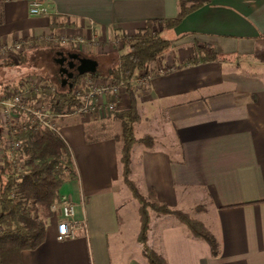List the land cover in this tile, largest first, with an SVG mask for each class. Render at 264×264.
I'll return each mask as SVG.
<instances>
[{"label":"crops","instance_id":"0c3cea01","mask_svg":"<svg viewBox=\"0 0 264 264\" xmlns=\"http://www.w3.org/2000/svg\"><path fill=\"white\" fill-rule=\"evenodd\" d=\"M31 1L0 0V43L50 33L108 42L178 12V0H39L48 12L34 16ZM164 33L173 40L159 62L165 70L136 89L135 136L151 135L155 145H133L130 178L141 193L154 190L170 207L190 208L214 235L217 250L213 254L175 218L152 212L148 243L170 264H264V0H205ZM203 45L218 58L191 63ZM105 46L96 53L113 50ZM122 97L117 110L128 107L126 93ZM90 103L98 116L101 102L94 97ZM84 115L59 129L77 172L59 195L75 205L87 230L58 241L53 215L45 241L23 251L22 264H147L136 241L137 202L120 176V143L113 135L87 141ZM199 204L204 208L196 211Z\"/></svg>","mask_w":264,"mask_h":264},{"label":"trees","instance_id":"16d2710c","mask_svg":"<svg viewBox=\"0 0 264 264\" xmlns=\"http://www.w3.org/2000/svg\"><path fill=\"white\" fill-rule=\"evenodd\" d=\"M205 4V0H178V12L174 18L147 20L132 34H117L122 44V53L118 64L105 74L97 71L94 77L122 80L127 96L128 107L116 110L114 118L119 121L120 129L113 134V139L120 143V176L131 197L137 202V220L139 223L136 241L140 245L141 255L147 264H170L148 243L151 212L157 216H171L185 226L187 232L196 239L205 241L213 254L217 242L205 224L192 217L188 212L173 208L160 201L154 190L146 194L140 192L137 184L130 178L131 150L135 143L153 148L155 141L151 135L135 136V124L139 119L136 107V88L132 77L136 69L147 68L159 59L171 47L173 40L165 37L163 31L175 28L183 18ZM2 15L0 14V23ZM35 46H49L57 53L61 47L51 46L48 42L34 39ZM25 51V50H24ZM16 58L0 59V66H12L23 62L25 52ZM191 63L211 61L218 54L211 46L195 48ZM78 52V51H75ZM82 75L71 80L72 87L60 85L50 95V107L53 116L61 118L72 114L80 106L74 93V87ZM20 83V82H19ZM17 83V84H19ZM16 84V85H17ZM14 84L0 87V97ZM33 97L32 94L28 98ZM112 101V98H110ZM97 114H94L96 117ZM87 141H94L87 136ZM17 139L21 147L13 154L5 152L0 168V264H22L21 253L35 250L45 241L47 223L54 215L50 207L60 198L59 192L66 179L77 176L71 151L60 132L44 129L41 132L31 121H26ZM203 205H196L195 210H203Z\"/></svg>","mask_w":264,"mask_h":264},{"label":"built area","instance_id":"2783aa9c","mask_svg":"<svg viewBox=\"0 0 264 264\" xmlns=\"http://www.w3.org/2000/svg\"><path fill=\"white\" fill-rule=\"evenodd\" d=\"M8 1V0H5ZM29 14L41 15L48 12L46 6L39 0H32L29 3ZM38 40L48 41L55 46H75L77 50L84 51L91 43L96 40L91 37H85L82 34L69 35L50 33L39 37ZM33 40H17L12 43H0V59L18 58L27 48L32 46ZM157 61V60H156ZM156 61H154L156 63ZM153 62V63H154ZM152 64L147 68L136 69L134 71L132 82L136 89H143L147 86L152 72L162 73L165 68L160 64L153 67ZM47 90L48 84L38 77H27L19 84L11 87L0 97V168L5 152L13 154L21 147V142L17 139L18 134L24 128L26 121H31L41 132L44 129L59 131L58 117L53 116L50 107V98ZM84 91V93H83ZM74 93L77 95L80 106L75 112L82 111L84 114H91V108L87 104V99L94 97L103 98L112 96V102L102 106V114H111L121 105L124 91V82L122 80H113L110 78L94 77L91 74L79 81L74 87ZM32 94L33 97L28 98ZM54 215L58 217L56 224V239L63 241L74 239L79 231L86 232L87 224L84 218L77 219L75 216V205L67 199L60 197L50 207Z\"/></svg>","mask_w":264,"mask_h":264},{"label":"rangeland","instance_id":"374dc122","mask_svg":"<svg viewBox=\"0 0 264 264\" xmlns=\"http://www.w3.org/2000/svg\"><path fill=\"white\" fill-rule=\"evenodd\" d=\"M163 35L168 38V33H164ZM107 41L108 42L96 41V43H91L90 46L86 45L85 47L86 49L84 51H80L76 49V51H78L82 55H85L86 57H89L97 61L96 71L100 74H105L111 67L116 66L118 64L119 56L123 51L120 39L113 37ZM105 45H107V48L109 46V48H112L113 50H111L109 53L106 54L100 53L101 55L96 53L95 51L96 47H101V49H103ZM57 58H58L57 51L55 50V48H51L49 46H43V47L36 46V47L26 48L25 59L23 60V62L17 63L12 66H0V87L6 84L16 85L26 77L35 76L41 78L44 82H46L48 84L49 89H54V90L58 89L59 86L62 85L60 79V70L62 66L57 62ZM16 60H19V57L16 58ZM160 61H161V57L157 59L156 63L154 62L152 66L155 67L156 64L157 63L159 64ZM83 76L85 78L87 75H83ZM83 76L80 78L79 81L83 80ZM105 97L103 98H98V96L95 97L97 100H99V102H101L100 104L103 107L106 106L108 103L112 102V101L110 102L108 101V103L105 104L104 103ZM87 104L90 107L91 104L90 98L87 99ZM101 105H97L98 111L100 110L98 112V116L94 118L92 117L94 114L92 113L87 114L89 119L84 121V128L86 135L94 140L98 137H101L102 135L105 136L113 135L115 131H119L120 129L119 121L114 118L113 116L114 114L104 115L101 113V109H102ZM72 114L64 115L60 121H59L60 118L58 117V121L60 124L59 129L62 126L65 127L67 124L70 123L72 119L76 118L77 116L86 118L84 112L82 113V111L74 112ZM75 114L77 116H75ZM60 133L62 138L65 139L63 131ZM70 151L72 154L71 149ZM124 190L125 192L128 193L126 189ZM183 211L188 212L192 216V212L190 208H187V210H183ZM130 241H131V249L134 250L135 243L133 239H130Z\"/></svg>","mask_w":264,"mask_h":264},{"label":"flooded vegetation","instance_id":"af4514ba","mask_svg":"<svg viewBox=\"0 0 264 264\" xmlns=\"http://www.w3.org/2000/svg\"><path fill=\"white\" fill-rule=\"evenodd\" d=\"M63 53V57H64V61L63 64L61 65L62 68L66 69L65 72L60 73V79L61 82L64 81L65 85L71 84V80H73V78L76 75H87V74H91L89 72H84L81 74L80 71H83L84 68H86L87 66L90 65L89 60L91 58L86 57L85 55H82L79 52H62Z\"/></svg>","mask_w":264,"mask_h":264},{"label":"water","instance_id":"95a60500","mask_svg":"<svg viewBox=\"0 0 264 264\" xmlns=\"http://www.w3.org/2000/svg\"><path fill=\"white\" fill-rule=\"evenodd\" d=\"M63 61H64L63 53H62V52H59V53H58L57 62H58L60 65H62V64H63ZM89 63H90L89 66H87L86 68H84L83 71H80L81 74L84 73V72L94 73V72L96 71L97 62H96L95 60H93V59H90V60H89ZM65 71H66L65 68H64V69L61 68L60 73H63V72H65ZM61 83H62V86L65 85V82H64V81H62ZM69 87H72V84H69Z\"/></svg>","mask_w":264,"mask_h":264}]
</instances>
